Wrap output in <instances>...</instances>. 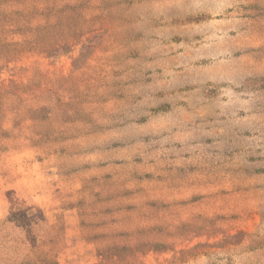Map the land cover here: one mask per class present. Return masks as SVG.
Masks as SVG:
<instances>
[{
    "label": "rangeland",
    "instance_id": "rangeland-1",
    "mask_svg": "<svg viewBox=\"0 0 264 264\" xmlns=\"http://www.w3.org/2000/svg\"><path fill=\"white\" fill-rule=\"evenodd\" d=\"M0 264H264V0H0Z\"/></svg>",
    "mask_w": 264,
    "mask_h": 264
}]
</instances>
